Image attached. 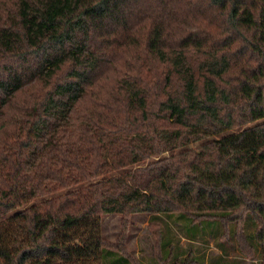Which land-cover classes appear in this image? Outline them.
Wrapping results in <instances>:
<instances>
[{"label": "trees", "instance_id": "1", "mask_svg": "<svg viewBox=\"0 0 264 264\" xmlns=\"http://www.w3.org/2000/svg\"><path fill=\"white\" fill-rule=\"evenodd\" d=\"M4 11L0 264H133L104 217L144 214L163 264H264V0Z\"/></svg>", "mask_w": 264, "mask_h": 264}, {"label": "rangeland", "instance_id": "2", "mask_svg": "<svg viewBox=\"0 0 264 264\" xmlns=\"http://www.w3.org/2000/svg\"><path fill=\"white\" fill-rule=\"evenodd\" d=\"M14 2L15 0H0V18H6L4 10L12 11ZM2 7L4 10L1 9ZM92 106H94L93 103L86 107L91 108ZM150 217L147 214L104 217L103 229L107 246L116 249L119 245L120 248L126 250L133 264H163L161 254H164V251L158 236L155 234L156 227L152 228L150 225ZM173 233L178 238V231L174 230ZM164 238H167V235ZM164 241L162 240V242ZM214 242L213 238L207 236L206 239L198 240V242H187L183 239L181 243H178L175 240L173 245L177 248L175 252L182 248L187 251L193 249L202 254L205 252L207 254L210 252L209 249L214 247ZM242 256L245 264H255V258L252 256L246 254ZM185 257L187 255H183L181 258Z\"/></svg>", "mask_w": 264, "mask_h": 264}]
</instances>
